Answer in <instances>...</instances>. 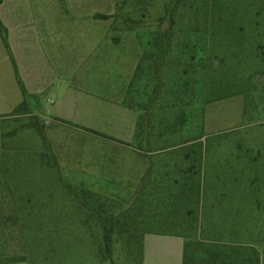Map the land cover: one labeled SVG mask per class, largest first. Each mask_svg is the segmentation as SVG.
Instances as JSON below:
<instances>
[{
    "label": "rangeland",
    "instance_id": "obj_1",
    "mask_svg": "<svg viewBox=\"0 0 264 264\" xmlns=\"http://www.w3.org/2000/svg\"><path fill=\"white\" fill-rule=\"evenodd\" d=\"M62 2L66 34L64 49L58 51L56 78L60 79H55L49 90L40 96L38 111L42 114L24 116L20 113L14 118L0 119V215L3 213L1 209L6 212L13 204L9 190L16 192L15 186L21 179L31 178L30 191L40 195L35 197L39 198L37 205L43 209V221L54 226L47 241L58 247L56 259L47 264H105L95 257L92 233L80 228L84 218L77 211L74 214L69 189L74 192L83 187L116 202L118 207H124L137 194L142 172L147 167V163L138 160L136 150L127 146L132 141L140 111L138 105L132 104L133 94H128L131 78L143 54L137 34L148 38L149 32L168 31L170 16L164 5L167 0H154L149 5L143 0L139 6H134L132 0L126 4L121 0ZM239 2L242 4L241 11H238L240 17L245 14V7L250 8L244 15L246 17L264 7V0ZM102 16L109 18L103 19ZM260 20L264 26V18ZM241 26L246 41L255 44L253 36L264 41V37H257V32L249 35L247 21L240 23ZM72 28L75 29L74 35ZM76 28L80 30L79 35ZM77 37L79 44L76 43ZM72 45L74 50L70 49ZM250 48L246 58L257 55L255 46ZM210 54L214 56L212 62L220 65V57L224 55L220 39ZM246 58V65L239 68V78L246 80L250 77L258 88H264V74L257 69L264 66V61L258 57ZM47 59L53 69L50 55ZM213 78L220 80V72ZM77 88L80 93L76 97L70 96L71 90L77 93ZM135 102H139V97ZM262 107L245 116L241 95L206 106L207 158L220 165V170L208 172L207 179L214 183L218 195L225 192H232L234 197L238 192L236 198L241 192L243 195L242 202H234L233 207L232 204L212 203L211 192L207 190L202 206L194 210V222L197 223L196 215L202 227H208V221L212 220L220 226L223 238L249 245L264 243ZM228 167L234 168L235 178L228 172ZM216 173L220 183L213 178ZM26 189L29 191L28 186ZM17 205L20 207V202ZM32 206L30 204L28 209L31 210ZM182 218L177 220H185ZM28 222L31 223V217ZM165 228L166 234H185L177 226ZM14 234L0 227V264H29L27 261L5 262L6 258H11V253L18 256L26 253L28 259L32 256L31 238L23 251L22 242H11ZM190 237L196 238L198 234L193 233ZM12 244L13 251L10 249ZM181 252L182 245L176 240L148 239L144 245L143 264H181ZM66 253L67 259L60 261L58 257ZM116 256L123 259L124 251L118 250Z\"/></svg>",
    "mask_w": 264,
    "mask_h": 264
},
{
    "label": "trees",
    "instance_id": "obj_2",
    "mask_svg": "<svg viewBox=\"0 0 264 264\" xmlns=\"http://www.w3.org/2000/svg\"><path fill=\"white\" fill-rule=\"evenodd\" d=\"M126 1L121 0L122 4ZM132 1L134 6L143 3V0ZM146 1L148 5L154 2ZM164 5L170 16L168 31L149 32L148 38L137 34L143 54L131 78L128 94H133L132 104L138 105L140 111L133 139L128 146L137 151L143 149V142L159 140V155L167 157L166 162L168 157L182 156L187 166L183 168V162L173 163L171 167L162 164L160 172H149L143 178L140 193L124 207H118L116 202L83 187L74 192L69 189L74 214L77 211L84 218L80 228L92 233V236L89 234L91 245L100 263L143 264L145 235H170L163 228L177 226L188 235H171L183 240L181 264H264V243H236L223 238L220 226L212 220L208 221V227H202L196 215L197 223L194 222V210L202 206L207 190L211 192L212 203L220 202L214 183L201 172L204 147L200 141L208 142L204 134L206 106L241 95L245 116L260 106H263L261 112L264 113V88H258L250 77L246 80L239 78V68L246 65L244 61L250 46H255L257 55L246 59L258 57L264 61V41H258L254 36L255 44L246 41L243 39V26L239 27L240 23L247 21L249 35L257 32V37L263 38L264 26L260 18H264L261 13L264 7L247 17L244 15L250 8L245 7L243 11L246 12L240 17L238 11H241L242 4L239 0H167ZM178 26L184 29L177 30ZM0 38L23 96L22 103L11 115L29 114V105L34 103L33 96L20 79L8 44V31L1 19ZM219 39L224 55L220 57V65L216 66L210 52ZM257 69L264 74V66ZM217 72H220V80L213 78ZM136 97H139V102H135ZM180 145L187 146L183 148ZM213 178L220 183V178ZM31 183V178L21 179L15 186L16 192L9 190L13 204L6 212L1 209L4 214L0 215V227L17 234L11 236V242H22L23 251H26L25 245L30 237L32 256L28 259L26 253L22 256L11 253V258L5 259L6 263L27 261L29 264H47L56 259L58 247L47 241L54 226L43 221V209L37 205L39 198L35 197L40 195L30 191ZM19 202L20 207L16 206ZM30 204L33 205L31 210L28 209ZM180 217L185 220L178 221ZM193 233L198 237H190ZM118 250L124 251L123 259L116 256ZM58 259L66 260L67 253L61 254Z\"/></svg>",
    "mask_w": 264,
    "mask_h": 264
},
{
    "label": "crops",
    "instance_id": "obj_3",
    "mask_svg": "<svg viewBox=\"0 0 264 264\" xmlns=\"http://www.w3.org/2000/svg\"><path fill=\"white\" fill-rule=\"evenodd\" d=\"M62 4V0H2L0 3V19L8 31V44L18 74L28 93L33 96L34 103L29 105V114H25L24 116L42 114L38 111L40 96L49 90L50 85L55 79H58L56 78V72L58 73L59 69V67H57L58 51L64 49V36L66 34ZM71 32L74 35L75 29L72 28ZM79 32V28H76L77 35H79ZM76 43L79 44V37H77ZM74 48L75 46L72 45L70 49L74 50ZM49 55L51 57L53 69L49 67L47 59ZM73 91L71 90L70 96L73 95L76 97L77 94L80 93L78 88L76 94H74ZM22 101L23 96L16 79L14 67L10 61L5 45L0 38V119L16 117L11 114ZM56 118L59 119L60 117ZM133 130H135V128ZM200 143H202L204 147V150L201 152L203 153L201 172L205 178H209L208 172L220 170V165L218 163L209 162L207 158L209 145L203 140H201ZM142 145L143 149H138L136 153L138 160L143 161V164L147 163V167L142 172L137 193H140L142 190L143 178L146 177V174L151 171L153 174L160 172L162 164L171 167L173 163L182 164L183 162L182 156L177 158L168 157V161L166 162L167 157L165 158L159 155V148L161 147L159 140L151 139L147 142H143ZM187 145L180 146L185 148ZM1 156L0 154V157ZM256 162L257 160L255 163ZM186 166L187 164L183 162V168ZM227 169L232 175L235 173L233 170L234 168L228 167ZM214 176H217V173ZM233 178H235V175H233ZM152 185V189H154L156 187L154 181ZM244 193L246 194V192ZM237 195L238 192L235 197L232 192L220 193V203L232 204L234 207V202H242L240 199L243 195L242 192L239 193V198H236ZM248 201H250L249 198ZM175 237L176 236L171 235L147 234L145 235L144 245L145 241L152 238L173 239L182 245V239L180 237Z\"/></svg>",
    "mask_w": 264,
    "mask_h": 264
}]
</instances>
